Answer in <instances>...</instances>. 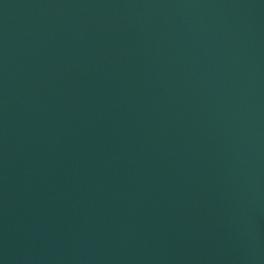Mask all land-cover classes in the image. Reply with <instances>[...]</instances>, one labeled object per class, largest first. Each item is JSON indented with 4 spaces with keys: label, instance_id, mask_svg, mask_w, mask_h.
<instances>
[{
    "label": "water",
    "instance_id": "water-1",
    "mask_svg": "<svg viewBox=\"0 0 264 264\" xmlns=\"http://www.w3.org/2000/svg\"><path fill=\"white\" fill-rule=\"evenodd\" d=\"M0 264H264V0H0Z\"/></svg>",
    "mask_w": 264,
    "mask_h": 264
}]
</instances>
